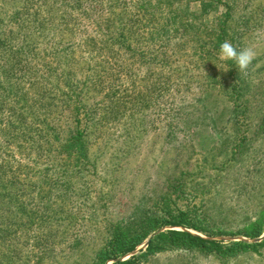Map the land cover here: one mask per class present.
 <instances>
[{"label":"trees","instance_id":"obj_1","mask_svg":"<svg viewBox=\"0 0 264 264\" xmlns=\"http://www.w3.org/2000/svg\"><path fill=\"white\" fill-rule=\"evenodd\" d=\"M127 1L0 0V264H49L59 259L55 249L61 248L68 234L72 235L78 219L71 209L64 208V199L69 202L77 195L89 199L83 188L88 187L92 176L102 173L99 159L111 152L107 145L115 140V125L125 147L114 149L111 159L128 156L135 139L147 133L148 124L154 123L146 117L151 102L158 101L156 111L165 122L167 137L175 136L177 120L188 127L205 118L202 113L185 110L172 113L169 105L159 102L172 86L185 89L193 81V76L187 75L189 65L185 70L171 65V58L181 56L177 53L188 43L203 72L199 89L204 83L215 85L233 103L228 122L234 129L226 132L228 140L220 139V146L234 144L217 161L211 160L213 166L238 165L245 159L240 157L248 153L249 142L264 133L263 101L254 132L245 134L246 129H240L254 116L247 93L252 82L251 66L241 74L234 61H222L218 55L224 41L239 50L245 44L243 36L264 24V0H132L133 9L126 6ZM193 1L199 4L195 13L189 11ZM96 4L104 9L96 15V21L105 22L106 31L99 39L82 40L88 57H74L75 47L80 45L69 42L67 35L78 27L74 12L90 18ZM9 22L12 27L6 31L4 26ZM157 42L159 46L154 47ZM169 45L171 50L163 48ZM96 50L107 55L89 56ZM137 60L144 66L154 62L155 72L163 79L155 81L151 89L141 90L134 82L120 88L117 78L124 73L135 76L136 71L128 69ZM91 91L99 98L90 101ZM64 115L68 120L65 127ZM239 118H243L242 123ZM166 153H171V147ZM176 153L171 164L180 170L163 176L159 192L147 202L134 203L126 218L103 222L96 231L99 242L87 264L109 260L110 264H133L141 257L169 250L226 259L263 245L264 239L221 244L185 229L207 234L231 232L220 228L211 232L177 203L175 194L184 192L188 176L199 175L201 165L195 163L196 170L188 171L184 168L188 157ZM15 154L25 158V163H14ZM116 164L121 168L119 161ZM115 166L109 161L103 168L113 172ZM107 182L109 188L104 195L96 196L98 201H104V196L110 198L115 177ZM263 215L244 223L237 233L258 237ZM166 226L184 228L163 229ZM145 240L143 252L122 258ZM69 259L65 264L76 261Z\"/></svg>","mask_w":264,"mask_h":264},{"label":"rangeland","instance_id":"obj_2","mask_svg":"<svg viewBox=\"0 0 264 264\" xmlns=\"http://www.w3.org/2000/svg\"><path fill=\"white\" fill-rule=\"evenodd\" d=\"M131 1L126 2L129 9L134 8V3ZM94 7L95 9L89 12L90 18L82 17L79 11L74 12L78 27L67 34L70 36L69 42L80 45L79 48L75 47L74 57L82 55L88 57L87 51L84 50V45H82V40L87 37L99 39L100 35L106 31L105 22L96 21V15L104 9L99 4ZM189 7V11L195 13L198 12L199 4L193 1ZM210 17L206 16L205 18L210 19ZM4 27L7 31L8 28L12 27L11 22L6 23ZM243 38L244 47H252L256 52V57L250 65L252 82L250 91L247 92L249 98L251 97L252 116H254L247 119L246 124L240 126L241 131L246 129L245 134H249V132H254L257 127L258 117L256 114L263 107L260 101L264 102V24L259 28H255ZM140 44L141 48L147 49L144 41ZM158 44L159 42L154 47L159 46ZM191 47L192 45L188 43L180 52L170 51V53H177V55L181 53V56L171 58V65L182 66L184 70L185 65H189L191 68H189L187 75L188 77L193 76L190 77L193 80L192 83L187 84L185 89L172 86L171 91L165 92L160 97L159 102L160 105H169L172 113L185 110L190 114L202 113L205 118L199 119V123H193L188 127L177 120L174 124L176 127L175 136L167 137V131L163 129L165 122L158 116V111H156L158 101L156 100L154 104L151 102L146 117L148 120H153L154 123L150 122L148 124L147 133L135 139V146L133 145L132 153L128 156L123 155L125 157L111 159V152L114 149L125 147L116 132L119 127L115 125L113 128L115 140L109 141L107 145L111 152L110 154L103 153L99 159L100 167H102L99 169H103L102 173L98 176H92L88 187L83 188L88 192L87 197L89 199L85 200V196L78 195L77 197L74 196L69 202L64 199V208H69L74 212L75 220L78 218L77 226L73 228L72 235H67V240L61 244V248L60 246L56 247L58 257L60 256L59 259L49 264H65L71 260L69 258L76 260L74 264H87L89 254L99 242L96 231L99 232L103 222L107 219V221H116L131 215L130 211L134 203L138 201V203L147 202L154 196L153 194L159 192L160 186H162L160 180L162 181L165 174L173 171L177 173L180 170V168L177 170L175 166L172 167L171 164V159L177 154L176 152L180 157H185V159L188 157V161L184 165V168L187 167L188 171L196 170L193 169L195 163L201 165L199 175L188 176V183L184 192L175 194L177 195V203H180L184 209L190 212V216L196 218L203 227H207L211 232H215L219 228L231 232H229L230 234L224 232L222 234H207L192 228H185L186 230L201 237L220 241L221 244H228L233 241L255 243L264 239V224L258 237L252 238L237 233L243 228L244 223L251 222L264 213V171L257 170L264 169V133L249 142L248 155L241 156L240 158L245 159L238 165L235 164L230 167L227 165L219 169L216 168L217 166H213L211 160L217 161L234 144L233 141L227 148L220 146V139H227L225 138L226 132L234 129V126L231 127L233 123L228 122L233 103L215 85L206 86V83H204L199 89L203 72L202 68L197 66L198 62L195 61L192 55ZM163 48L172 49L170 45ZM159 49L160 47L157 48V50ZM106 55L107 52L99 54L96 50L89 56L104 57ZM191 57L194 60L190 61ZM96 60H99V58H96ZM93 62L94 60H90V63ZM138 63L139 60L130 64L128 69V71L130 69L136 71L135 76L127 77L128 75L124 73L120 75V78H117L120 88L123 84H128L127 87H129L134 82L141 90L143 88L151 89V85L155 81L163 79L161 73L155 72L158 69L153 66L154 62L146 64L150 66L149 70L146 65H139ZM154 91V93H157V90ZM94 94L92 91L89 92L90 101L99 98V95ZM197 98H201V100L196 101ZM239 119L242 123L243 118ZM63 120V126L65 127L68 124L65 115ZM219 131L220 135L217 136ZM170 147L171 153L167 154L166 152ZM95 149L96 145H93L92 150ZM11 150L14 151V148L12 147ZM206 152L207 155L204 157ZM14 158V163L19 160L25 163V158L18 157V154H15ZM109 161L113 166L116 165L113 172L103 168L104 163L108 162L109 164ZM118 161L121 168L116 164ZM162 163L163 165H161ZM28 164L33 166L32 162H28ZM110 177H115L113 190L111 189L109 193L110 198L104 196V201H98L96 196L104 195L106 189L109 188L107 181ZM103 203L105 207L102 206ZM168 228L183 229L184 227L166 226L163 229ZM146 243L147 240L122 258H127L130 254L143 252ZM60 249L63 250L60 251ZM111 262L112 260H109L105 264ZM133 264H264V243L257 250H246L237 256L226 259L214 258L211 255L169 250L141 257Z\"/></svg>","mask_w":264,"mask_h":264},{"label":"clouds","instance_id":"obj_3","mask_svg":"<svg viewBox=\"0 0 264 264\" xmlns=\"http://www.w3.org/2000/svg\"><path fill=\"white\" fill-rule=\"evenodd\" d=\"M219 59L222 61H234L239 73L246 74L249 66L256 57L252 47L237 49L230 41H224L219 48Z\"/></svg>","mask_w":264,"mask_h":264}]
</instances>
